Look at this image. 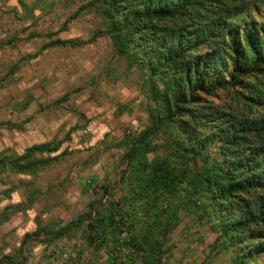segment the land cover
Returning a JSON list of instances; mask_svg holds the SVG:
<instances>
[{"label":"trees","instance_id":"obj_1","mask_svg":"<svg viewBox=\"0 0 264 264\" xmlns=\"http://www.w3.org/2000/svg\"><path fill=\"white\" fill-rule=\"evenodd\" d=\"M90 9L101 30L87 41L45 47H80L107 36L126 69L140 72L148 124L115 144L123 151L115 186H100L101 197L63 227L37 218L36 229L0 264H24L29 243L51 246L76 232L109 260L128 248L141 264H164L171 250L164 243L187 213L205 221L215 235L210 249L226 264H264V0H89L65 25ZM26 123L0 126L20 131ZM70 133L21 154L0 152V177L36 176L67 154L55 155ZM117 189L125 195L114 203ZM11 192L1 195L9 199ZM37 194L28 190L25 203L5 207L0 225L31 208ZM139 211L150 221L141 217L144 227L133 220ZM80 260L81 253L74 264Z\"/></svg>","mask_w":264,"mask_h":264},{"label":"rangeland","instance_id":"obj_2","mask_svg":"<svg viewBox=\"0 0 264 264\" xmlns=\"http://www.w3.org/2000/svg\"><path fill=\"white\" fill-rule=\"evenodd\" d=\"M88 1L0 0V42L14 40L0 47V123L27 120L20 131L0 126V152L21 154L34 144L64 140L71 131L70 141L55 155L67 154L36 176L6 172L0 177V214L7 206L25 203L28 190L38 191L31 208L0 225V257L15 255L23 236L36 229L37 218L41 225L63 227L81 215L90 201L101 197L100 186H115L123 154L115 144L126 133L141 131L148 124L140 72L126 69L107 36L80 47H45L55 40L87 41L101 30L94 9L65 25ZM31 35L35 37L27 39ZM10 189V198L2 197ZM124 195L125 190L117 189L114 203ZM128 207L122 206L127 212ZM187 214L164 243L171 250L161 262L226 264L222 254L214 256L210 249L215 235L205 221L198 213ZM141 217L150 223L139 211L133 217L135 225L144 227ZM75 244L77 248L72 247ZM79 253L81 264H141L128 248L116 251L113 260L105 250L93 253L82 232L51 246L29 243L24 264H74Z\"/></svg>","mask_w":264,"mask_h":264}]
</instances>
